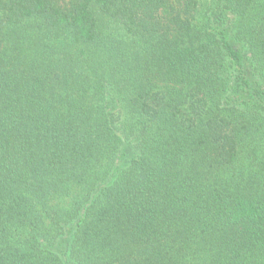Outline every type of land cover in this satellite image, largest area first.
<instances>
[{
	"label": "trees",
	"instance_id": "obj_1",
	"mask_svg": "<svg viewBox=\"0 0 264 264\" xmlns=\"http://www.w3.org/2000/svg\"><path fill=\"white\" fill-rule=\"evenodd\" d=\"M0 264H264V0H0Z\"/></svg>",
	"mask_w": 264,
	"mask_h": 264
}]
</instances>
